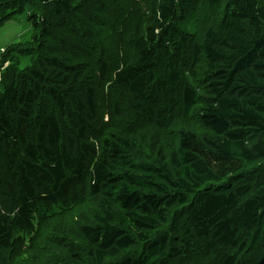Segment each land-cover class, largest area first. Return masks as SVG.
Wrapping results in <instances>:
<instances>
[{
	"label": "trees",
	"instance_id": "trees-1",
	"mask_svg": "<svg viewBox=\"0 0 264 264\" xmlns=\"http://www.w3.org/2000/svg\"><path fill=\"white\" fill-rule=\"evenodd\" d=\"M190 1L149 0L110 58L96 3L0 0L34 31L25 67L0 49V264H264V1L201 0L220 17L200 35ZM76 11L71 56L49 37Z\"/></svg>",
	"mask_w": 264,
	"mask_h": 264
},
{
	"label": "rangeland",
	"instance_id": "rangeland-1",
	"mask_svg": "<svg viewBox=\"0 0 264 264\" xmlns=\"http://www.w3.org/2000/svg\"><path fill=\"white\" fill-rule=\"evenodd\" d=\"M149 0H74V4L77 6H84L87 10L92 9V7L88 8V3L94 2L96 3V9H94V14L99 15V18H102L104 20V27L103 30H101L100 26L96 22H93L94 28L96 29V34H93L92 37H89V41H94L95 43L103 42L104 45L108 47V56L110 58H114V55L123 54V52L126 49V46L129 44L130 41V33L132 30L133 21L136 20V17L140 12H142L144 9H147ZM264 1V0H262ZM15 3H10L8 6H6V14L0 18V49L4 50V53L11 52V51H20L17 53L15 59V63H20L21 66L25 67L27 64H29V58L24 57L23 52H27V49L33 46L32 39L34 38V31L31 30L30 22L27 20V16L25 13V8L23 11H19V4L14 5ZM101 5L102 8H101ZM4 7V6H3ZM187 7L189 11H193L195 13L196 19L193 21V23H196V32L198 35L207 27L208 25H213L214 22H216V19L220 17V7L218 9L217 13H211L210 9L207 7L206 4H202L201 0H192L189 3H187ZM12 11H18L17 13L11 15ZM106 14V17H104ZM1 17V16H0ZM80 12L76 11L72 15L68 16L66 20L57 21L59 25H56L55 30L57 31L55 35H52L49 37V39H55L57 43H59L60 46L63 48L65 47V54L69 52L68 54L72 56L71 50L73 46L69 45V41H74L77 38H70L72 34H74V31H71L69 29V26L76 29L81 32V29L83 28V20H81ZM104 17V18H103ZM101 20V21H102ZM62 25H66V27H62ZM202 29V31H201ZM78 39L76 40L77 44H73L75 49L79 47V50H76L79 52L80 55H83L82 51V38L85 37H79L77 35ZM62 39H64L62 41ZM82 39V40H81ZM61 41L63 43H61ZM29 47V48H27ZM107 52V51H106ZM3 52L0 53V73L4 71V68L9 66L10 60L2 61L3 60ZM105 53V52H103ZM102 53V54H103ZM14 55V54H13ZM96 56L90 55L85 56V58L96 60V57L98 55V52L95 53ZM2 56V57H1ZM106 59L107 57L104 56ZM1 78V75H0ZM108 87V86H106ZM122 98L121 91L118 90V93L116 91H108L106 94H101L100 102H101V109L105 114V117L107 119L111 120L112 126H117L118 122L121 121V117H118L112 110V102L115 98ZM124 112L122 113V115ZM126 114H124V117ZM178 121V120H177ZM174 126V125H173ZM181 127H184L185 125L183 123H177L174 127L170 128V132L176 134V132ZM176 138V137H175ZM168 149V148H167ZM149 150V149H147ZM264 164V162H262ZM260 165V164H259ZM259 165H251L247 166L248 168H254L259 169ZM173 214V212H172ZM72 214H66L64 215V222H70ZM54 221V220H53ZM52 221V222H53ZM52 222L50 224H52ZM174 225L175 221L170 218V225ZM166 225V227H169ZM51 226L47 229V233L50 232ZM168 230V229H164ZM45 232V231H43ZM55 235V234H54ZM61 232H57L55 237L61 238ZM43 240L40 242V245L44 246L47 244L53 245V241H46ZM67 240V239H66ZM41 247V246H40ZM143 249V246L137 245V249L134 250V252L138 251L139 249ZM43 255L41 250H39V247L36 249V252H34L32 255L23 256L21 258V261L19 264H28L32 262H37L36 257H39ZM32 257L29 261V257ZM34 257V258H33ZM33 259V260H32ZM194 262L191 260H188L184 263L187 264H210V260L212 259L209 257H201V255H197ZM238 264H257L256 261L258 259V256L254 254L253 252H245L242 254L239 258ZM173 264H179L174 263Z\"/></svg>",
	"mask_w": 264,
	"mask_h": 264
},
{
	"label": "bare ground",
	"instance_id": "bare-ground-1",
	"mask_svg": "<svg viewBox=\"0 0 264 264\" xmlns=\"http://www.w3.org/2000/svg\"><path fill=\"white\" fill-rule=\"evenodd\" d=\"M2 57V56H1Z\"/></svg>",
	"mask_w": 264,
	"mask_h": 264
}]
</instances>
